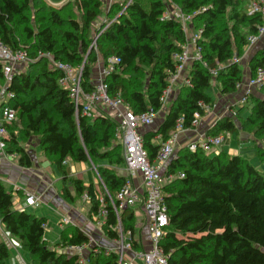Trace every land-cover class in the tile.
Masks as SVG:
<instances>
[{
  "label": "trees",
  "instance_id": "16d2710c",
  "mask_svg": "<svg viewBox=\"0 0 264 264\" xmlns=\"http://www.w3.org/2000/svg\"><path fill=\"white\" fill-rule=\"evenodd\" d=\"M253 1L116 2L106 12L111 23L99 35L96 49L92 47L93 34L98 30L95 23L104 8L100 0H69L62 6L47 0H0V40L12 50H26L33 58L27 71L12 75L6 86L14 93L9 104L17 110V117L5 124L6 151L16 154L22 166L31 167L34 162L26 145L38 138L44 155L63 172V196L75 202L88 192L92 217L101 204L100 196L109 200L106 188L115 198L125 182V175L117 170L125 164L124 147L116 137L117 120L108 113L93 119L77 117L69 91L59 83L62 72L40 53L51 52L57 60L84 65L82 84L87 90L94 88L98 62L120 57V71L107 79L110 93H121L136 112L150 107L160 111L168 72L175 67L172 55L181 50L187 38L181 20L166 17V11L172 3L186 14L196 13L190 25L193 30H202L199 45L209 66L202 61L190 65L192 84L179 88L159 127L145 131L144 145L154 159L161 146L155 137L160 134L161 141L167 140L181 117L185 128L193 127L195 115L207 113L201 103H214L208 92L214 84L221 94L230 95L245 81V70L234 58L244 55L249 36L262 24L261 14L252 11ZM253 46L248 76L264 68V37ZM2 68L0 63V94L7 82ZM210 68H218L216 78ZM259 90L249 95L244 106L249 109L246 116L241 114V107L236 117L223 115L206 133L225 137L240 130L253 133L258 156L264 161V85ZM66 160L96 166L102 185L69 176ZM168 171L185 174L164 186L170 223L160 245L170 254V264H264V171L243 155H231L224 149L218 153L202 148L192 151L188 145L179 148ZM110 209L105 230L114 236L118 220L112 205ZM121 219L125 229L136 233L134 207H125ZM46 221V217L16 208L13 192L0 180V222L29 252L31 264H76L75 256L58 252L45 239ZM87 239L79 226L68 225L59 244ZM135 246L141 247L139 243ZM9 258L10 247L1 241L0 264H7ZM91 261L117 264V256L97 254Z\"/></svg>",
  "mask_w": 264,
  "mask_h": 264
},
{
  "label": "built area",
  "instance_id": "2783aa9c",
  "mask_svg": "<svg viewBox=\"0 0 264 264\" xmlns=\"http://www.w3.org/2000/svg\"><path fill=\"white\" fill-rule=\"evenodd\" d=\"M100 1L103 3L105 9H107L106 12H108L114 3H122L125 0ZM131 1L128 0V4ZM48 2L51 3L49 0ZM251 7L252 11L261 14L262 24L259 25L256 34L249 36L248 48L255 45L264 37V0L253 1ZM195 15L196 13H184L179 6L172 3L171 7L166 11V17H176L181 20L187 38L186 42L181 44V50L174 52L172 55L175 67L168 72L166 79L167 86L160 96L162 108H168L171 105L173 98H175L181 86H189L192 84L189 77V68L194 61H202L205 66H209L208 62L204 61L202 47L199 45L202 30L192 31L190 25V20ZM105 21L103 20V22ZM95 39L92 47L97 49V46L94 45L96 44ZM0 53L2 57L0 63H2V70L7 78V82L2 88L4 95L0 109V136L5 137L8 134L5 124L13 121L17 117V110L9 104L10 100L14 97V93L6 89L7 83L12 75L26 72L30 63L33 62V58L29 56L26 50H12L2 40H0ZM40 56L47 57L53 68L62 72L59 83L69 91V95L75 103L77 117L81 115L93 119L99 115L108 113L117 120L116 137L122 142L124 147V170L127 173L125 175V182L116 192L115 198H113L106 188L109 200H106L101 195L99 198L101 204L93 213V216L90 217V221L94 227L100 230L101 234L112 242V245L99 244V240L96 237L89 235L85 229L83 230L81 228L87 233V240L81 243L63 242L61 244L57 243L55 246H50L58 252L66 253L68 256H75L76 264H92L91 256L97 254H104L106 256L115 254L117 256V264H170V254L165 252L164 248L160 245V241L166 235L170 223L166 201L167 192L164 186L173 181L177 176L184 177L185 174L183 172H179V174L170 173L168 171V165L171 160L178 157L180 134L188 129H197L201 115L199 113L195 115L193 127L191 128H185L183 117L179 118L175 131L165 141H161L162 137L158 134L155 139L161 143V146L155 158L151 159L144 145V133L146 131L145 128L151 127L154 124L159 111L150 107L145 111L136 112L131 103L121 93H110L107 79L114 72L120 71V57L110 56L107 62L103 61L101 63L99 61L94 75V88L87 90L82 84L84 65L74 66L70 63L57 60L51 52H41ZM234 61H239L237 56H235ZM210 73L213 78H216L218 68H210ZM244 82H246L245 88L243 87ZM263 85L264 68L260 67L257 69L255 75L250 76L246 81H242L239 84V89H243V93L239 101H237L236 107L238 105L244 107L249 95L255 88H260ZM201 104L206 112L213 110L212 105ZM236 107L232 110V115H237L238 110ZM225 139L226 137L223 134L208 136L204 132L186 145L192 151L202 148L203 150L211 152L214 146L220 147ZM216 152L218 153L219 150ZM10 156L16 157V154L10 153ZM24 196V207L31 206L39 208L44 205L41 194L37 195L24 191ZM80 199L84 203H91V196L88 192H84ZM110 205L115 210L118 220L117 225L114 227L117 234L114 236H111L105 230V227L109 223ZM128 206L134 207L135 209L137 206H140L144 209L151 243H146V237L143 238L142 235L138 238L132 229L124 228L121 212ZM61 217V224L75 225L71 216L68 214L62 213ZM1 225L2 223L0 224V228ZM44 226L46 228V224ZM137 226L138 224L136 223V229ZM7 237L6 242L9 247L15 248L16 250L19 247L22 248L19 241L16 242L11 236L7 235ZM135 243H139L141 247H136ZM21 261L23 264H29L22 256Z\"/></svg>",
  "mask_w": 264,
  "mask_h": 264
},
{
  "label": "rangeland",
  "instance_id": "374dc122",
  "mask_svg": "<svg viewBox=\"0 0 264 264\" xmlns=\"http://www.w3.org/2000/svg\"><path fill=\"white\" fill-rule=\"evenodd\" d=\"M48 1V0H47ZM52 4L54 3L55 5L61 1V0H49ZM69 1V0H65L63 2H61L60 4L56 5V6H62L64 5L63 3ZM53 4V5H54ZM106 10L105 7L103 8V13L101 14V16L99 17L98 21L95 23V27L98 29L95 34H93V38L96 40V45L97 46V39L100 35L105 27L107 25H109L111 23V21L108 19V16L106 14ZM107 18V19H104ZM103 20H107L105 22H103ZM192 23V22H191ZM190 23V24H191ZM104 24H106L104 26ZM193 31V29H192ZM94 42V40H93ZM93 44V43H92ZM260 47V45H258V48ZM251 52V51H250ZM249 51L246 50L244 55L242 57H238L239 62L242 66V68L245 70V77L247 76V65H248V61H249ZM101 63H103V60H101ZM261 88V87H260ZM214 98V103H213V107L217 106V102H219V95H221L219 87L217 86V84H214L211 89H209L208 91ZM255 92V91H253ZM255 93H260V90ZM264 96V91H262V95ZM170 105V104H169ZM212 107V106H211ZM241 106L238 105L236 107V109H240ZM166 107H163L160 111L158 116L156 117V120L154 122V124L151 125L153 130H156L159 127V123H161L164 118L165 112H166ZM248 111V107H244L241 111V114L243 113L244 116H246L248 113H246ZM234 117H236V115H234ZM239 123V121H238ZM243 131V130H242ZM245 133H248L249 135H251V137H253V141H248V142H243L241 141L242 137H238V135L236 133H230L226 136V139L228 140V138L231 137L230 143H227V141L224 143L225 145L223 146V144L220 147H213L211 152L217 153L216 151L223 147L225 151L229 152L231 155L234 154H240L243 155L247 158L250 159V161L257 167L259 168L261 171H264V161H262L257 153V148L255 146L256 141H254V135L253 133H249L247 131H244ZM224 135V134H223ZM225 136V135H224ZM36 139V137L34 138V140ZM261 142V141H259ZM34 148H32L33 152L36 151V153H38L37 155L40 158V154L42 151V148L40 145L34 144L33 145ZM233 149V150H230ZM43 154V153H42ZM37 162V161H36ZM43 166L44 167H50V165L53 166V170L55 171V175L56 177H53L54 179V186L57 190H62L63 186H64V181L62 179L63 177V172L58 168V166L52 162L51 160H47V161H43ZM74 165H76L77 163H73ZM38 165V163H37ZM82 170H83V174H84V178L86 181H88L89 183H94L96 186H99V184L101 183L102 185V181L99 177V173L98 170L96 168V166L94 165H89L86 163H80ZM125 165V164H124ZM123 165V166H124ZM72 166V165H71ZM120 166V167H123ZM119 168V167H118ZM119 172L123 175H127L126 171L123 168L118 169ZM6 187L11 190L14 194V206H18L21 202L19 199V194L17 193L16 188L14 187L13 189H11V186L9 184H5ZM10 187V188H9ZM21 187V186H20ZM69 187L72 189L73 187L69 184ZM22 188V187H21ZM24 188V187H23ZM81 213L83 215H85L86 218V223L84 224L85 226V231L89 234L92 235L94 237H96L99 240V244L101 245H112V242L107 239L106 237H104L100 230H98L97 228L94 227V225L92 224L91 221H88V213H89V205L87 203L81 202ZM25 209L28 212H34L36 213L39 217H46L47 221H46V228H45V239L49 242L50 245L55 246L57 243L60 242V238H61V233L63 232V230L68 226V225H64L61 224L62 222V217H61V212L59 209V206L55 203L52 202L51 205L49 204H44L39 208H35V207H25ZM136 210V223L138 224L137 229H136V236L139 238L142 237H146V243H151V240L149 239V235H148V226H147V221H146V213L144 211V209H142V207L137 206ZM68 214V213H67ZM69 216L70 213L68 214ZM1 224V223H0ZM7 235L11 236L10 233H8L5 229L4 225H1L0 228V242L1 241H7ZM14 238V237H12ZM16 240V242H18V240L16 238H14ZM22 258L29 264H31V256L29 254L28 251L24 250L23 248L19 247L18 250H16L15 248H11L10 247V258L7 261V264H23L21 261V256Z\"/></svg>",
  "mask_w": 264,
  "mask_h": 264
},
{
  "label": "crops",
  "instance_id": "0c3cea01",
  "mask_svg": "<svg viewBox=\"0 0 264 264\" xmlns=\"http://www.w3.org/2000/svg\"><path fill=\"white\" fill-rule=\"evenodd\" d=\"M65 0L59 1L56 5L60 4ZM54 3H52L53 5ZM54 4V6H56ZM105 19V18H104ZM254 46L249 47L247 50L249 51V58L251 57ZM251 51V52H250ZM1 53H0V60H1ZM101 61V60H100ZM250 78V76H246L245 81ZM246 82H244L243 87L245 88ZM259 91V88H255L254 90ZM243 93V89H239L236 93L230 94V95H219V102H217V106L212 107L213 110L210 112H207L204 116H201V120L199 121V125L197 129H188L180 134L179 142L180 147L188 144L190 141L195 140L199 134H203L206 132L210 127H212L215 122L226 114H231L232 110L236 107L237 101H239L241 95ZM3 91L0 94V109L1 105L3 103ZM213 106V105H212ZM249 111V109H248ZM248 111L246 113H248ZM243 114V113H242ZM145 130H153L152 127L145 128ZM238 135V137H242L241 141L248 142L253 141V137L249 135L248 133H245L244 131L240 130L238 132H234ZM230 134V133H228ZM231 137L224 140L222 143L223 146L224 143L227 141V143H230ZM36 144L40 145V141L38 138L35 140H30L26 146H29V151L31 153L32 159H33V166L31 167H25L22 166L17 156L11 157L10 153L6 151V146L3 143V136H0V180L3 181L5 184H9L11 186V189L14 187L16 188L15 191L19 194L20 204L16 206V208L23 209L24 207V191L32 192L37 195L41 194V197L43 198L44 204L51 205L52 202H55L62 213H70L72 220L74 221V224L76 226H79L83 230L85 229L84 224L86 223L85 215L81 213V199H77L75 202L68 201L62 194V190H57L54 186L55 182L53 177H56L55 171L53 170V166L50 165V167H44L43 161H47V157L44 155L43 152L39 153L40 158L37 155L38 153L33 152L32 148L33 145ZM221 149H224L223 147L219 148L218 150L221 151ZM233 150V149H230ZM43 153V154H42ZM37 161V162H36ZM38 163V165H37ZM72 162L68 160L66 164L68 165V174L69 176H74L80 179L85 180L84 174L82 173V167L80 163H77L74 165ZM84 163V162H82ZM87 164V163H86ZM72 165V166H71ZM118 168V167H117ZM123 168L119 167L118 169ZM119 171V170H118ZM63 179V177H62ZM140 180V179H139ZM64 181V180H63ZM86 181V180H85ZM86 184H89L88 181H86ZM92 183V182H91ZM65 185V181H64ZM22 188H21V187ZM24 187V188H23ZM10 188V187H9ZM70 191L72 194L75 193L74 188H70ZM89 205V204H88ZM88 221H90V216L88 213Z\"/></svg>",
  "mask_w": 264,
  "mask_h": 264
}]
</instances>
